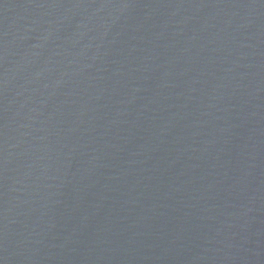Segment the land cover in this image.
Instances as JSON below:
<instances>
[{"label": "water", "instance_id": "95a60500", "mask_svg": "<svg viewBox=\"0 0 264 264\" xmlns=\"http://www.w3.org/2000/svg\"><path fill=\"white\" fill-rule=\"evenodd\" d=\"M0 264H264V0H0Z\"/></svg>", "mask_w": 264, "mask_h": 264}]
</instances>
